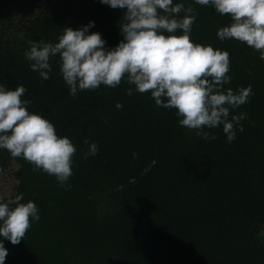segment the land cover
Here are the masks:
<instances>
[{
  "label": "trees",
  "instance_id": "1",
  "mask_svg": "<svg viewBox=\"0 0 264 264\" xmlns=\"http://www.w3.org/2000/svg\"><path fill=\"white\" fill-rule=\"evenodd\" d=\"M20 1L0 0V83L23 85L28 110L53 123L76 152L65 190L54 176L0 149V167L14 164L17 180L14 192L0 199L22 193L21 202L33 201L40 216L20 243L4 241V264H264V236H258L264 229V60L244 43L217 38L229 15L174 0L194 10V43L229 53L231 81L222 90L252 87L247 103L230 110L229 119L246 114L231 143L222 125L204 129L214 140L179 125L176 110L157 106L150 91L127 95L134 86L125 80L70 95L58 56L42 80L24 56L30 40L55 43L65 27L91 20L89 32H99L111 48L123 38V10L99 0H31L17 19ZM85 138L98 144L95 156L85 158Z\"/></svg>",
  "mask_w": 264,
  "mask_h": 264
},
{
  "label": "clouds",
  "instance_id": "2",
  "mask_svg": "<svg viewBox=\"0 0 264 264\" xmlns=\"http://www.w3.org/2000/svg\"><path fill=\"white\" fill-rule=\"evenodd\" d=\"M99 2L123 10L119 25L123 38L114 47H106L99 32H89L94 27L90 20L76 29L65 27L55 43L30 40L24 56L42 80L50 78V59L58 56L59 71L70 95L101 85L116 87L125 80L134 86L125 90L127 95L150 91L157 106L174 108L180 117L179 125L197 130L205 140L216 139L205 128L222 125L228 143L236 138L237 130L243 131L240 121L246 114H232L229 119L230 110L247 103L254 94L252 87L222 90L231 81L227 74L229 53L191 40L196 19L191 6L185 8L184 3L174 0ZM192 2L212 7L221 15L228 14L231 23L217 30V38L244 43L259 51L264 60V0ZM181 12L185 13L183 17L175 15ZM25 92L23 85L8 88L0 83V149L25 159L34 171L54 176L67 190L76 148L68 137L57 135L53 123L28 110L31 101L22 99ZM115 106L122 107L120 103ZM83 142L88 144L85 158L95 156L98 144L87 138ZM136 155L134 152L133 157ZM155 164L152 160L144 173ZM129 182L135 183V177ZM22 199V193L6 201L0 199V264H4L8 253L4 241L20 243L31 222L40 219L37 205ZM258 236H264V229Z\"/></svg>",
  "mask_w": 264,
  "mask_h": 264
},
{
  "label": "rangeland",
  "instance_id": "3",
  "mask_svg": "<svg viewBox=\"0 0 264 264\" xmlns=\"http://www.w3.org/2000/svg\"><path fill=\"white\" fill-rule=\"evenodd\" d=\"M20 3L24 5V7L21 9V12L19 13L20 16H17V19L26 14L27 5L31 3V0H25V2L20 1ZM13 168H15L14 164H11L8 167L6 166L4 169L0 167V194L3 196H9L14 192L17 180L12 175Z\"/></svg>",
  "mask_w": 264,
  "mask_h": 264
}]
</instances>
